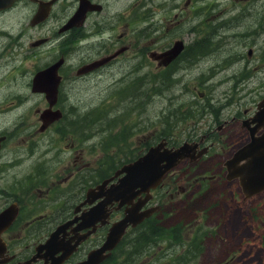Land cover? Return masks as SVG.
I'll list each match as a JSON object with an SVG mask.
<instances>
[{"label":"flooded vegetation","instance_id":"af4514ba","mask_svg":"<svg viewBox=\"0 0 264 264\" xmlns=\"http://www.w3.org/2000/svg\"><path fill=\"white\" fill-rule=\"evenodd\" d=\"M2 1L0 0V79L6 80L0 81V212L11 209L10 218L14 217L11 222L7 221L6 224L10 223L6 228L5 224L2 227L4 229H0V264L80 263L86 260L93 250L103 246L110 225L124 219L128 210L137 204H143L140 211L152 207L157 209L135 227H128L123 239L111 249L110 255L97 264L111 263L131 231H140V228L148 226L152 229L144 235L149 236L147 243L156 242L155 239L162 235L163 231L166 232V223H157V219L162 216L159 212L164 203L160 200L159 191H169V188L175 185L182 192L186 191L183 184H178L180 181L178 173L181 170L187 173L190 167L183 170L181 165L184 163L195 166L203 162L218 142L216 134L227 129L231 124L238 125L246 133L247 141L251 136L252 128H260L256 131V135L264 131V117L257 114L259 103L264 98L263 52L255 61H246L245 68L238 75L234 71L219 79V81L234 80V84L238 80L237 84L246 82L252 88L251 91L245 90L243 94L223 93V98L216 100L215 103L207 99V106H215L211 108L210 117L206 113L191 115V111H187L188 117L192 118L190 128L207 131L201 134L196 132L185 141L198 143L195 148L196 154L203 151L204 155L192 162L188 158L181 161L164 174L158 187L150 189L149 192H137L139 188L128 192L129 196L133 193V197H128L130 203L119 204L123 200L128 201L124 198L125 195L118 201L108 203L111 196L108 189L118 182L119 178H123L125 173L109 181L101 190L98 188L105 180L113 177L117 170L134 162L149 147L163 139L168 148L180 145L170 141L172 135L169 138L160 136L155 130L149 132V139L145 140L144 134H141L142 128L120 126L123 129L116 134L118 141L114 146L112 145L114 143L110 142L114 134L110 135L112 128H108L111 124L101 128L105 137H102L99 144H89L90 138L94 135L91 134V128H87L88 122H82V128H79L80 123H76L74 127L70 125V121L66 123L67 121L64 120L65 115L73 116L72 119L76 116L71 112L72 105L64 114L66 102L87 90L86 84L93 78L99 79L101 75L114 73V68L117 67L119 70L125 62L130 63V68L124 73L126 75L122 78V82L128 80L135 72L141 71L140 67H134L135 61L131 62L130 57H127V61L124 60L130 51L136 52L137 57L140 56V39L136 36L134 39L129 38L131 40L128 43L124 42L128 40L126 29L130 25L127 22L130 18L125 17L123 4L119 6V10L115 0H11L8 5H3ZM231 1L233 3L229 7L228 20L217 18L216 24H206L204 28L201 27L205 17L199 16L198 13H195L190 20L180 18L182 20L180 22H184L190 32L195 31L196 34H200L201 30H206L203 36L192 39V42L203 40L207 44L215 36L217 37L215 40H219L225 35L226 29H228V41L232 39L233 43L238 42L237 48L234 45L224 54L228 59L217 62L222 64L217 69V75L226 71L224 69L230 68L232 64L243 60V56L235 49H241L242 43L245 44L248 39H251L250 43H254L264 34V14L260 8L264 0H248L247 4L241 6H238V0ZM162 2L157 4V7L162 9L159 10L160 12L165 11V1ZM190 2L191 0H186L184 3V9L187 11ZM154 5L155 2L152 1L147 5L152 12L155 11ZM83 8L84 12L81 10ZM112 11L115 13L110 14ZM166 21L171 24V20ZM190 21L193 23L190 24ZM222 23L227 26L225 29H221ZM152 35L155 36V30ZM176 42L182 45L180 53L168 64H163L167 61L161 57V53L172 49ZM166 44L163 50L147 47L148 56L151 55V60L156 64L155 69L162 72L161 76L152 79V83L157 84L163 80L165 87L178 70L182 69V62L189 48L183 39L178 38ZM45 48H50L46 58L38 59L36 52ZM122 48L125 49L110 58ZM20 50L24 53L21 59L18 56ZM203 50L196 53L197 60L205 55ZM131 56L136 57L134 54ZM247 56V58L253 56L251 48L248 49ZM32 58L39 62H33ZM179 62L181 63L178 64ZM56 63H61L57 69L60 79L56 103L51 109L58 111L61 117L44 122L41 114L49 108V104L45 93L35 90L34 83L37 84L38 80L35 82L34 79L40 71L46 69L54 71ZM14 64L26 65L25 68H30L29 71H25L30 73L29 77L21 72L10 75L9 72L14 68ZM120 71L125 69L122 68ZM183 72L186 74V70L183 69ZM6 75L10 77L6 78ZM204 75L201 73L197 78L202 79ZM110 79L115 80L110 77L105 81L109 82ZM131 79L137 78L132 76ZM138 80H141V75ZM117 84V82L113 84L114 90L110 92V96L124 97L125 89L116 87ZM105 90L99 89V94L101 95ZM136 94H140L139 89L136 90ZM238 95L241 98L246 97L247 103H241L242 99L237 98ZM38 96L47 103L43 108L34 106ZM109 99L111 97L107 98ZM31 109L35 116L34 122L29 121ZM103 113H107V109ZM112 117L114 118V115ZM102 120L107 123V119L102 118ZM27 128L34 129L29 132ZM131 129H136L139 133L132 134ZM24 130L27 135L24 134ZM48 130H53V141L47 144L46 150L40 149L37 135L44 134ZM127 145L132 149L130 153H127ZM61 149H66L70 153L63 161L57 160L55 156L47 157L48 153L58 154ZM36 152H42V156L34 158ZM27 159L37 161L28 164L27 169L25 167ZM226 160V157L221 160L224 179H226L224 165ZM111 164L117 167L111 168L113 170L109 172L108 166ZM209 174L208 170L203 172L200 182L202 186H207L208 182H211L212 176ZM188 225V221L183 224L172 223L169 230L173 233L170 237L177 238L176 235H182ZM156 228L159 229L156 231ZM143 249V247L138 248L134 254H139Z\"/></svg>","mask_w":264,"mask_h":264},{"label":"rangeland","instance_id":"374dc122","mask_svg":"<svg viewBox=\"0 0 264 264\" xmlns=\"http://www.w3.org/2000/svg\"><path fill=\"white\" fill-rule=\"evenodd\" d=\"M150 1L155 2V11L153 12L147 6L150 5ZM162 1H165L166 12H160L159 10L162 9L157 7L158 3H163ZM185 1L115 0L118 9L123 4L126 12L125 17L130 18L127 21L130 25L126 29L128 33L126 39L128 40L124 41L125 44L131 40L129 38L133 37L134 39L137 36L140 39V56L137 57L136 52L130 51L124 60L127 61V57H130L131 62L135 61L134 67H140L141 71L132 75L137 79L132 80L131 76L123 83L122 78L126 75L124 73L130 68V63L125 62L119 70L115 67L114 73H109L107 76L101 75L99 79L93 78L86 84L87 90H85L87 87L82 89L85 90L81 92L82 94L66 102L64 114L72 105L71 112L76 116L72 119L73 116L65 115L64 120L67 121L66 123L70 121V125L74 127L76 123H80L79 128H82V122H88L87 128H91V134L94 135L90 138L89 144H99L102 137H105L101 128L108 127L110 124L108 127L112 128L110 135L118 134V131L123 129L120 126L142 128L143 139L148 140L149 132L156 130L158 134L164 129L169 132V135H172L175 144H180L189 140L196 132L201 134L207 131L206 129L190 128L192 118L188 117V110L191 111V115L206 113L210 117L211 108H215V106H207V99L215 103L216 100L223 98V93L243 94L245 90L248 92L252 90L246 82L237 84L239 83L238 80L235 82L237 85H235L234 80L219 81V79L227 73L232 74L234 71L238 75L245 68L246 61H255L264 52V34L257 41L255 40L256 42L250 43L251 39H248L245 44L242 43L241 49H235L238 54L243 56V60L232 64L230 68L224 69L226 71L217 75V69L222 66L217 62L228 59L224 54L228 53L234 45L237 48L238 42L233 43L232 39L228 41V29H226L225 35L221 39L215 40L217 37H212V41L204 45L205 55L197 60L196 53L199 51H196L195 46L202 45V41L192 42V39L203 36L206 30H201L200 34H196L195 31L190 32L185 23L180 22L182 21L180 18L190 20L195 13H198L199 16L205 17L201 27L204 28L206 24H216L217 18L228 20L229 7L233 1L191 0L188 11L184 9ZM237 3L238 6L245 5L248 0H238ZM260 8L264 14V2ZM183 12L185 14L187 12V15ZM114 13L112 11L110 14ZM199 19L201 20V18ZM112 20L111 18L110 21ZM166 20H171V24ZM191 23L193 21H190ZM226 27L225 24H221V29ZM154 30L155 36L152 35ZM176 38L183 39L186 46H189L182 62V69L178 70L166 87L163 80L153 84L152 79L155 76H161L162 72L160 73L159 70L155 69L156 64L151 60V55L148 56L147 47L163 50L166 48L167 42L170 44ZM159 44H161V48H159ZM249 48L253 50L251 58H247ZM49 50L50 48H45L43 51L38 50L36 52L39 56L38 59L46 58ZM133 54L136 57H132ZM23 55L24 53L20 50L18 52L19 59ZM31 60L36 63L39 62L33 58ZM42 61L41 59L40 62ZM230 63L231 61L227 67ZM24 66L26 65L14 64V68L9 74L21 72L24 76L29 77L30 73L25 71H29L30 68ZM122 68L125 71L121 72L120 69ZM183 69L186 70V74H184ZM201 73L205 74L204 77L202 79L197 78ZM140 75L141 80H138ZM5 77L9 78L10 76L6 75ZM110 77L115 80L110 79L109 82H106L105 79ZM4 80L6 79H0L1 82ZM115 82L118 83L116 87L125 89L124 97L110 96V92L114 90L113 84ZM101 88L106 90L102 91L100 95L99 89ZM138 89L140 94H136ZM200 94L202 96H199ZM108 97L111 99L107 100ZM237 98H241V96L238 95ZM241 99V103H247L246 97ZM36 101L34 106L43 108L47 105L40 96L37 97ZM106 109L107 113H103ZM112 109L115 110L109 113ZM102 118L107 119V123ZM29 121H35L32 109L29 111ZM61 124L65 126V124ZM33 129L27 128V131L31 132ZM131 130H133L132 134L139 133L136 129ZM24 134L27 135L28 133L24 130ZM216 135L218 142L215 143L209 157L195 166L184 163L181 165L183 170L190 167L187 173H183L182 170L178 173L180 176L178 184L184 185L185 192L177 189L176 185L170 187L169 191H159L161 193L160 200H163L164 203L161 205V212H159V215L162 213V216L157 219V223H166V232L163 231V234L158 236L155 239L156 242L152 244L149 242L144 246H139V243L135 244L136 249L144 248L142 252L135 255L133 240L137 238L136 236L140 232H143L142 229L147 231L148 226L140 228V231H131L120 246L116 257L108 264H264V191L250 198H244L237 180L224 179L225 173L221 164L224 157L230 158L229 156L236 149L247 142V135L238 125L234 124ZM37 138H39L38 147L46 150L47 144L53 141V130L38 134ZM116 144L112 145L116 146ZM126 149L127 153L132 151L129 145ZM69 155L68 150L61 149L60 153L50 152L47 157L55 156L57 160L63 161ZM40 156H42V152H36L33 155L34 158ZM27 160L25 164L27 169L28 164L37 161L29 160L27 162ZM47 163L52 164L53 162ZM108 167L109 172H111L117 165L111 164ZM205 170L209 171L212 180L208 182L207 186H202L200 184L202 182L201 176ZM187 221L188 228L187 230L184 229L182 235H176L177 238L170 237L173 233L169 230L172 223L183 224ZM126 254L131 256V263L126 262Z\"/></svg>","mask_w":264,"mask_h":264},{"label":"water","instance_id":"95a60500","mask_svg":"<svg viewBox=\"0 0 264 264\" xmlns=\"http://www.w3.org/2000/svg\"><path fill=\"white\" fill-rule=\"evenodd\" d=\"M10 1L11 0H3L2 3L3 5H8ZM84 11L83 8L82 12ZM174 46V49H169L162 54L166 55L171 53L166 57L167 62L161 63L165 65L168 64L180 53L182 49L181 43L176 42ZM124 49L125 48H122L116 51L110 58L115 57ZM60 64L61 63H58L56 65L57 67L55 66L56 68H54V71H47L46 69L37 73V75H40V78L37 84L34 83L35 90H41L45 93L50 108L56 103L57 99V86L58 80L60 79L57 69ZM258 109L257 114L264 117V98L259 103ZM60 117L61 114L58 111L46 109L43 112L42 120L44 122H50ZM258 129L260 128L252 129L250 141L238 148L224 164L227 170L226 178L228 180L238 179L241 190L246 198L264 190V132L259 136H255L254 133ZM197 146L198 143L183 142L178 147L168 148L166 147V141L163 139L151 146L146 153L136 161L122 166L116 171L113 177L105 180L98 189L101 190L109 181L118 177L121 173H125L123 178H119L118 182L112 184L108 189L111 195L108 203L118 201L123 195H125L124 198L128 201L123 200L119 202V204L130 203L128 197H133V193L129 196L128 192L136 191L137 188H139L137 192H149L150 189L156 188L161 183L165 173L176 167L182 160L189 158V161L192 162L203 155V151H199L198 154H196L195 148ZM92 191H94V189ZM142 205L143 204H137L135 207L132 206L124 219L112 223L103 246L93 250L86 260L77 264H97L106 259L110 255L111 249L122 239L129 225L133 227L136 226L157 209V207H152L146 211H140ZM11 212V209H5L0 212V229H4L2 227H4L3 225H5L8 220L10 222L12 221L14 216L10 218L9 214ZM10 222H8L5 227H7ZM106 251L108 252L106 253Z\"/></svg>","mask_w":264,"mask_h":264},{"label":"trees","instance_id":"16d2710c","mask_svg":"<svg viewBox=\"0 0 264 264\" xmlns=\"http://www.w3.org/2000/svg\"><path fill=\"white\" fill-rule=\"evenodd\" d=\"M202 41V45H200V44H198V45H196L195 46V49H196V51H201L202 49H203V47H204V45H205V41H203V40H201ZM195 54V53H194ZM162 131H163V134H161L162 133ZM160 133H158V135H160V136H165V137H168L169 138V132L168 131H166V130H162ZM117 137H116V134H114V137L112 138V139H110V142L111 143H117ZM173 144H175V142H174V140H170ZM152 228H150L147 232H149L150 230H151ZM159 228H156V231L158 230ZM145 235V233H144V231L143 232H141L139 235H138V242H133L134 243V252L137 250L136 249V247H135V244H140L139 246H141V245H143V244H145V243H147V241L149 240V236H144ZM135 239V240H136ZM126 262L127 263H131L132 262V258L130 259V260H127L126 259Z\"/></svg>","mask_w":264,"mask_h":264},{"label":"bare ground","instance_id":"6f19581e","mask_svg":"<svg viewBox=\"0 0 264 264\" xmlns=\"http://www.w3.org/2000/svg\"><path fill=\"white\" fill-rule=\"evenodd\" d=\"M85 5H86V4H85ZM81 10H82V9H81ZM174 47H175V46H174ZM173 49H174V48H173ZM163 53H164V52H163ZM163 53H161V57H163L164 60L167 61V60H166V59H167L166 57L168 56V54H171V53H168V54H166V55H162ZM57 64H58V63H56V65H57ZM51 67H52V66H51ZM55 68H56V67H55ZM47 71H53V70H52V69H49V70H47ZM37 78H38V79L40 78V75H39V74L36 76L35 82H37V80H38ZM33 87H34V86H33ZM39 91H40V90H39ZM43 112H44V111H43ZM43 112H42V114H41V118H42ZM252 129H253V128H252ZM252 129H251V134H252ZM263 132H264V131H263ZM263 132H262V133H263ZM262 133H261V134H262ZM261 134H260V135H261ZM136 160H137V159H136ZM136 160H135V161H136ZM126 165H127V164H126Z\"/></svg>","mask_w":264,"mask_h":264}]
</instances>
